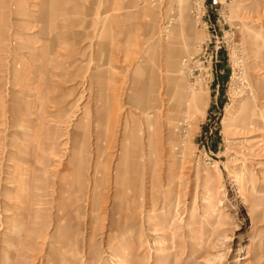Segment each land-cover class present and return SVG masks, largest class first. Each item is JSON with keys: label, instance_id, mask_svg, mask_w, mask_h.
Listing matches in <instances>:
<instances>
[{"label": "rangeland", "instance_id": "rangeland-1", "mask_svg": "<svg viewBox=\"0 0 264 264\" xmlns=\"http://www.w3.org/2000/svg\"><path fill=\"white\" fill-rule=\"evenodd\" d=\"M0 68V264H264V0H0Z\"/></svg>", "mask_w": 264, "mask_h": 264}, {"label": "bare ground", "instance_id": "bare-ground-1", "mask_svg": "<svg viewBox=\"0 0 264 264\" xmlns=\"http://www.w3.org/2000/svg\"><path fill=\"white\" fill-rule=\"evenodd\" d=\"M1 69V68H0ZM1 72V71H0ZM179 101V103H183V102H185V108L187 109V110H189V112L191 113L192 111L193 112H195L194 110H198L199 109V103H200V101H201V96H199V94H195V95H193V94H190V93H188L187 94V96L185 95V97H184V99L183 100H178ZM171 102V101H170ZM180 107V106H179ZM182 108V107H181ZM175 109L176 111H180L179 113H181V110L182 109ZM168 110V109H167ZM174 110V111H175ZM177 112V113H178ZM187 114H189L188 112H187ZM137 145V144H136ZM136 154H138V150H137V148H135L134 147V149L132 150V155H133V157H136L137 155ZM21 174V173H20ZM20 177H22V175H20ZM125 178V177H124ZM128 182H129V179H126V180H124L123 182H122V186L120 187V189L122 190L121 191V195H122V201L119 203V205H115V208H114V214H118V216H119V220H118V223L122 220V218H123V215H129L130 214V211H131V206L129 205V204H127V200H126V197L128 196V188H130L129 187V185H128ZM18 192H20V193H25V185L23 184V182H19V186H18ZM122 206H123V208H122ZM127 207V208H126ZM0 208H1V206H0ZM125 217V216H124ZM128 217L126 216V218L125 219H127ZM122 221H124V223L126 222L124 219L122 220ZM130 223V222H129ZM134 223H135V221H134ZM131 224V223H130ZM136 224V223H135ZM19 226V225H18ZM134 226H136L137 227V225H134ZM127 227V226H126ZM126 227H124L123 226V228L121 229V231H120V233H119V235H121V234H123V233H126ZM21 229V228H20ZM15 231V230H14ZM15 233H17V232H15ZM132 234H133V229H129V236H130V238L132 239L133 238V236H132ZM14 235V234H13ZM18 235V234H17ZM19 238V237H18ZM202 246V245H201Z\"/></svg>", "mask_w": 264, "mask_h": 264}, {"label": "crops", "instance_id": "crops-1", "mask_svg": "<svg viewBox=\"0 0 264 264\" xmlns=\"http://www.w3.org/2000/svg\"><path fill=\"white\" fill-rule=\"evenodd\" d=\"M3 33V32H2Z\"/></svg>", "mask_w": 264, "mask_h": 264}]
</instances>
